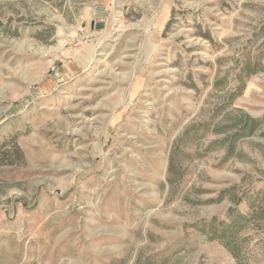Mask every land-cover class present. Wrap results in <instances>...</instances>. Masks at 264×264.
I'll return each instance as SVG.
<instances>
[{
    "label": "rangeland",
    "instance_id": "1",
    "mask_svg": "<svg viewBox=\"0 0 264 264\" xmlns=\"http://www.w3.org/2000/svg\"><path fill=\"white\" fill-rule=\"evenodd\" d=\"M0 264H264V0H0Z\"/></svg>",
    "mask_w": 264,
    "mask_h": 264
}]
</instances>
